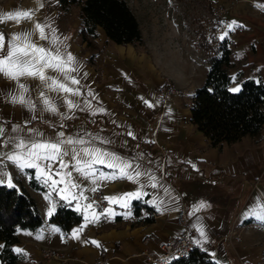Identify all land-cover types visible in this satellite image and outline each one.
I'll list each match as a JSON object with an SVG mask.
<instances>
[{
  "label": "crops",
  "instance_id": "crops-1",
  "mask_svg": "<svg viewBox=\"0 0 264 264\" xmlns=\"http://www.w3.org/2000/svg\"><path fill=\"white\" fill-rule=\"evenodd\" d=\"M57 1L42 0L44 7L40 8L37 0H0V12L34 9L35 20L51 24L56 29V36L63 40L61 47L66 46L77 58L81 91L93 92L97 97L92 101L93 106L103 107L106 111L97 115L75 111L69 113L74 118L62 119L60 113H66L68 109L59 98L56 101L58 113L41 111L39 92L46 90L38 79L24 78L37 110L29 111L0 97V121L6 129L0 143L8 135H14L12 124L21 125L22 135L32 128L46 139L54 138L59 131L72 136L81 133L85 139L89 134L110 139L111 144L102 145L96 141V146L127 158L136 157V163L154 173L162 187H145L147 195L131 201V215L128 216L125 213L129 209L109 205L106 201L105 208L112 207L117 215L102 216L99 221L88 224L77 240L71 233L84 222L83 207L77 211L75 202L68 204L55 192L51 193L50 199L57 206L64 204L80 214V221L64 232L48 220L50 204L45 195L50 189L40 179L44 185L41 190L28 183L30 171L36 178L35 169L21 172L11 162H6V170L11 173L16 188L34 199L42 220L33 231H18L19 241L13 245V251L20 248L22 253L14 251L19 257L17 264H152L150 258L159 253L157 243L174 237L180 230L175 220V210L180 206L186 210L194 240L202 241L197 244L198 248L208 255L215 253L210 257L219 264H264V224L252 217L244 218L249 208L264 212V207H260L264 205V122L255 137L245 135L231 144L223 142L219 148L212 146L191 118L190 97L195 88L203 85L209 67L198 43L190 42L176 29L155 22L142 24L134 12L143 38L142 48L111 41L101 27L96 28L98 35L88 46L80 38L77 14L61 11ZM216 2L230 5L219 31L220 36L227 32L229 73L236 77L229 88L247 78L264 82V0ZM232 21L242 26L229 30L227 25ZM32 28L33 22L28 20L19 25L14 21L0 22V31L6 39L12 33ZM33 39L49 46L46 41H39L38 35ZM48 74L58 75L51 71ZM166 81L177 86L181 93L161 103L157 89ZM14 87L13 82L0 76V89ZM48 95L58 96L53 92ZM70 98L81 104L85 99L83 96ZM145 99L155 106L145 105ZM26 120L30 121L27 125ZM62 124L63 128L60 127ZM129 131L135 138L128 135ZM10 148L11 145H7L0 151ZM101 187L104 197H110L133 191L138 185L118 179L103 183ZM85 194L89 197L91 192L86 188ZM153 200L160 211L148 202ZM201 201L207 202L209 207L194 212V207ZM86 203L88 201L81 202L82 205ZM144 218L152 220L148 222ZM200 227L206 233L207 242H203L204 238L199 234ZM53 228L60 231L54 232ZM38 234L43 238L36 239ZM91 240L99 241L101 246L84 242ZM46 248L62 250L66 261H44L43 250Z\"/></svg>",
  "mask_w": 264,
  "mask_h": 264
},
{
  "label": "snow or ice",
  "instance_id": "snow-or-ice-1",
  "mask_svg": "<svg viewBox=\"0 0 264 264\" xmlns=\"http://www.w3.org/2000/svg\"><path fill=\"white\" fill-rule=\"evenodd\" d=\"M40 8L44 7L42 0H37ZM34 9L0 12V22L14 21L19 25L22 21L28 20L33 22L31 30H21L18 33H12L10 38L6 39L5 34L0 31V76L14 83L15 87L10 89H0V97H6L7 102L12 105H21L29 111L35 112L37 104L33 101L29 86L23 82L24 78L38 79L41 87L46 91L39 92V103L42 105L41 111L58 113L57 99H62L66 105L68 112L60 113L62 119H72L75 111H88L91 115L102 114L106 110L103 107H94L92 101L97 100L96 95L88 91H81L79 64L77 58L63 45V40L56 36V29L49 23L35 20ZM242 26L238 22L232 21L227 25L229 30L234 27ZM46 29L48 31H46ZM38 35L39 41H46L48 47L40 44L33 37ZM227 32L220 36L224 40ZM66 39V38H65ZM49 71L58 75H49ZM86 75V73L84 74ZM233 82L236 77H232ZM259 83V82H258ZM229 92L236 94L242 91V84H236L235 87L228 89ZM57 93L58 96H49L48 93ZM63 94V95H60ZM85 97L83 104L78 103L70 97ZM91 97V99H87ZM143 99V98H142ZM148 107H154V103L143 100ZM98 103V101H97ZM36 117L33 116V119ZM25 125L30 121L26 120ZM61 128L64 125H60ZM23 129L20 124H12L11 133L6 139L0 143V148L11 145L8 151H0V186L6 185L8 188H15L13 177L7 169V163L11 162L21 172L26 169H35L36 178L43 181L50 191L45 195V199L49 200V209L47 216L54 215L57 204L50 197L55 192L59 199L68 204L76 203V210L80 211L83 207L84 222L78 228L73 229L71 235L73 239H80L81 233L90 223L99 221L102 216H115L117 213L112 207L104 208L103 211L97 212L98 206L95 200H89L85 194V189L90 192H96L103 183L111 182L118 179H126L138 187L133 191H128L120 195L104 197L109 205L116 204L122 208L129 209L132 200H140L147 195L144 192L145 187L157 188L159 181L154 173L142 169L141 165L136 163V157L127 158L109 151L107 148L97 147L96 141L102 145L111 144L110 139L101 138L89 134V138L85 139V135L78 133L75 136L66 135L65 132L59 131L52 139H46L38 130L28 128L26 134H21ZM6 129L4 122L0 121V138L5 137ZM129 136H133L131 131ZM133 138H135L133 136ZM195 167V165H193ZM109 171H104L103 169ZM90 184L87 187L84 183ZM166 193L168 189H164ZM170 195V193H169ZM174 199V198H173ZM82 201H88L81 204ZM157 207L159 205L155 200L148 201ZM207 202L201 201L194 207V212L207 208ZM264 207V205H260ZM91 210V211H89ZM126 216L131 215V211L125 213ZM252 217L261 224H264V212L258 213L251 208L244 213V218ZM52 231L59 232V228H53ZM203 242H207L206 233L203 227L198 229ZM42 234H38L36 239H42ZM100 247V242L96 240L84 241ZM194 243L200 244L202 241L194 240ZM4 245L0 244V248ZM15 252L22 253V249L15 248ZM213 257L215 253H210ZM219 264V261H216Z\"/></svg>",
  "mask_w": 264,
  "mask_h": 264
},
{
  "label": "trees",
  "instance_id": "trees-1",
  "mask_svg": "<svg viewBox=\"0 0 264 264\" xmlns=\"http://www.w3.org/2000/svg\"><path fill=\"white\" fill-rule=\"evenodd\" d=\"M57 5L61 11L77 6L80 38L88 46L98 35L97 27L117 44H131L136 48L144 45L136 16L125 0H58ZM198 44L205 52L209 67L203 85L195 88L190 97L192 122L210 144L218 148L223 142L231 144L245 135L257 136L264 122V82L243 79L241 92H229L232 76L228 39L202 35ZM89 59H93V54ZM28 183L34 189L44 188L32 171ZM48 220L68 232L80 221V214L59 203ZM143 220L149 222L152 218ZM41 223L36 203L29 194L20 188L0 186V241L4 245L0 248V264H17L19 257L13 245L19 241L18 231H33ZM168 264H216V261L195 248L187 256L174 258Z\"/></svg>",
  "mask_w": 264,
  "mask_h": 264
},
{
  "label": "rangeland",
  "instance_id": "rangeland-1",
  "mask_svg": "<svg viewBox=\"0 0 264 264\" xmlns=\"http://www.w3.org/2000/svg\"><path fill=\"white\" fill-rule=\"evenodd\" d=\"M125 1L133 12L137 14L138 18L142 21V24L146 22H155L176 29L184 38L190 40V42L199 43L202 36L201 34L203 33L206 36L215 39L220 36L219 32H215L212 29L210 22V13L212 9L217 5H220L216 0ZM223 5L228 7L229 13L230 5ZM68 11L77 14L78 8L77 6H72Z\"/></svg>",
  "mask_w": 264,
  "mask_h": 264
},
{
  "label": "built area",
  "instance_id": "built-area-1",
  "mask_svg": "<svg viewBox=\"0 0 264 264\" xmlns=\"http://www.w3.org/2000/svg\"><path fill=\"white\" fill-rule=\"evenodd\" d=\"M227 13L228 7L223 4L217 5L212 9L210 22L215 32H219L222 28ZM180 93L181 90L169 81L162 83L157 89V96L161 103L166 102L171 96ZM89 200H95L97 202V211H103L106 207L102 187L96 192H91ZM175 220L180 227L179 232L174 237L162 239L157 243L159 253L155 257L150 258L152 264H168L172 259L185 257L192 249L198 248V245L194 243L193 230L187 219L184 207L180 206L175 210ZM42 258L44 261L59 260L61 262L67 259L62 250L54 248L45 249Z\"/></svg>",
  "mask_w": 264,
  "mask_h": 264
}]
</instances>
